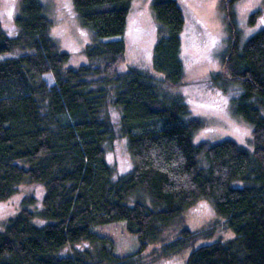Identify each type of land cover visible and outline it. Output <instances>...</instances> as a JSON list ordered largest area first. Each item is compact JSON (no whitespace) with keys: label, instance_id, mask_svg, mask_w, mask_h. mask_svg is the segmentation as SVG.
<instances>
[{"label":"trees","instance_id":"obj_1","mask_svg":"<svg viewBox=\"0 0 264 264\" xmlns=\"http://www.w3.org/2000/svg\"><path fill=\"white\" fill-rule=\"evenodd\" d=\"M16 34L0 23V203L21 183L44 188L43 225H33L24 200L0 232V264H139L150 245L172 256L191 249L184 264H264V29L241 44L233 6L220 0L226 48L211 84L251 128L250 151L232 140L197 142L202 120L171 90L184 82L183 18L174 0H151L156 23L151 67L159 77L124 62L123 35L133 0H71L80 27L91 34L86 65L66 67L69 54L51 40L40 0H19ZM259 12L248 18L253 26ZM51 77L52 85L44 77ZM232 94V95H231ZM119 111V132L132 167L114 179L104 144L113 138L108 107ZM239 184V186H237ZM144 194L142 202L128 198ZM200 199L210 202L233 238L193 247L202 235L182 227L170 243L161 236ZM124 222L138 239L117 255L97 228ZM85 242L88 250L61 251Z\"/></svg>","mask_w":264,"mask_h":264},{"label":"rangeland","instance_id":"obj_2","mask_svg":"<svg viewBox=\"0 0 264 264\" xmlns=\"http://www.w3.org/2000/svg\"><path fill=\"white\" fill-rule=\"evenodd\" d=\"M45 7L48 19L51 22V40L58 50L69 54L66 67L78 68L86 65L84 49L92 43L90 32L82 29L77 19L71 0H40ZM180 9L183 18L181 31V61L184 66L183 86L171 90L179 94L191 108L193 117L202 120V129L194 137L195 143L202 141L218 142L232 140L237 145L250 151L251 128L241 118L232 114L229 105L231 96L222 95L215 88L210 78L221 68L219 56L226 48L227 34L224 31L222 15L219 11L220 0H174ZM151 0H133L126 20V29L122 36L125 42L124 62L120 65L119 73H125L131 68L144 70L155 77L151 67V50L156 40V23L151 13ZM19 0H0V23L2 30L14 37L16 29L14 18L19 14ZM235 21L240 32L239 42L245 43L259 30L264 29V0H242L233 6ZM259 15L253 26L248 24V18L254 12ZM18 49L12 53L0 55V60L21 55ZM46 83L52 85L49 75L44 77ZM232 95V94H231ZM110 120L113 124V138L104 144L106 163L109 164L114 179L124 176L131 167V159L127 152L125 139L119 132V111L108 107ZM239 186V184H237ZM16 193L6 202L0 203V232L3 231L9 220L13 219L23 208L24 200L32 199L27 209L34 216L33 225L44 224L38 214L41 212V200L44 188L35 183H21ZM142 202L151 208L147 197L137 192L128 198L129 205ZM182 227L190 232L202 235L196 240L193 247H200L213 242H227L233 238L222 221L213 211L209 201L200 199L190 209L185 210L180 219L175 221L163 235L162 243H170L176 238ZM103 236L113 240L117 255L135 252L138 245L136 236L127 233L124 222L107 224L95 230ZM90 245L85 242L77 243L73 247L62 249L61 256L70 255L73 251L88 250ZM191 249L181 253L166 256L162 254L161 245H150L140 255L139 264H184Z\"/></svg>","mask_w":264,"mask_h":264}]
</instances>
